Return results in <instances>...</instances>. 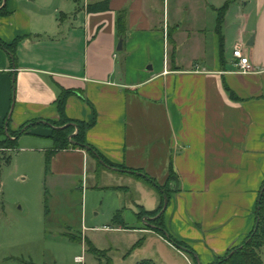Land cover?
Masks as SVG:
<instances>
[{"label":"crops","instance_id":"0c3cea01","mask_svg":"<svg viewBox=\"0 0 264 264\" xmlns=\"http://www.w3.org/2000/svg\"><path fill=\"white\" fill-rule=\"evenodd\" d=\"M30 1L7 0V15L0 16V42L22 38L14 56L0 47V125L7 119L16 131L58 122L55 101L70 91L65 117L90 122L95 113L86 144L116 168L87 149H66L52 156L51 178L114 193L116 211L133 214L131 231L157 235L147 217L136 218L158 207L157 192L118 167L160 186L172 173L175 188L163 213L167 235L193 251L199 264L240 245L255 224L264 182V0L254 19L237 15L232 51L240 45L249 58L252 70L244 75L228 53L229 7L221 44L215 27H205V0L191 6L177 0L175 11L171 0H75L73 10L59 5L66 11L59 16L60 8ZM193 10L192 30L184 16ZM49 134L38 126L28 135L48 140L46 152ZM170 246L190 264L184 248ZM261 259L264 264V251Z\"/></svg>","mask_w":264,"mask_h":264},{"label":"rangeland","instance_id":"374dc122","mask_svg":"<svg viewBox=\"0 0 264 264\" xmlns=\"http://www.w3.org/2000/svg\"><path fill=\"white\" fill-rule=\"evenodd\" d=\"M181 1L183 6L194 5L195 1L203 3V0ZM205 1L215 12L228 4L230 42L227 48L231 55L238 24L237 15L247 13L254 19L256 5L261 0ZM31 2H35L33 6H50L51 10L60 8L59 5L68 6V3L73 10L76 3L75 0ZM176 3L177 0L170 1L171 10L175 11ZM210 7H207L203 16L208 31L215 27L216 17ZM198 10L203 11V8ZM63 12L66 13L60 8L55 13L59 16ZM193 12L189 11L188 16H184L192 30L197 26ZM31 124L16 131L6 129L4 123L0 125V141L3 142L0 144V264H78L75 262L76 257H83L82 264H96L94 257L86 251L85 240L97 250H107L113 264H137L143 260H151L155 264H184L179 252L157 235L131 231L135 220L130 211H119L129 230L114 229L112 219L117 212L114 193L85 189L86 184L51 178L45 169L48 140L23 135L14 149H5L8 145L6 141L12 140L14 134L20 131L34 128ZM102 169L103 166L97 163L95 170ZM168 188H175L172 180ZM144 217L138 221L141 222ZM157 218L158 214L146 223ZM148 229L152 231L154 228ZM69 236L80 241H70ZM141 238H144L143 244L131 250Z\"/></svg>","mask_w":264,"mask_h":264},{"label":"trees","instance_id":"16d2710c","mask_svg":"<svg viewBox=\"0 0 264 264\" xmlns=\"http://www.w3.org/2000/svg\"><path fill=\"white\" fill-rule=\"evenodd\" d=\"M6 3L7 0H0V16L7 15L6 11ZM98 10H104L105 7L97 6ZM90 10V6L88 7ZM228 9V4H225L222 8L216 10V20H215V33L219 36L220 43L222 44V28L224 22V16ZM124 18L123 14H119V22ZM124 34V26L120 24V35ZM22 38L15 39L11 44H4L0 42V47L4 49L9 55L15 54V49L19 41ZM221 52H222V45H221ZM229 93V92H228ZM72 94L70 91H61L60 95L55 101L57 112L59 113L60 119L58 122L51 123V122H32L29 123L33 127L44 126L50 129V134L48 135V139L52 142V148L49 151L45 152V169L46 172L49 170V163L54 154L61 150L66 149H77V148H84L87 151L94 155V157L98 160L99 163L109 166L111 168H116V166L108 163L104 160L98 153L95 152L94 149L89 147L85 141L86 132L93 127L95 124L96 115L93 113V118L90 122H81V121H72L65 117L64 115V107L67 97ZM233 97V94H230ZM234 99V97H233ZM7 122V123H6ZM9 120L5 119L4 125L6 129L8 127ZM25 126V125H24ZM22 126V127H24ZM31 129L26 131H20L14 134V138L12 140L6 141L8 145L5 146V149L12 150L16 147V143L18 139L23 135L30 134ZM3 143L0 141V144ZM119 170L122 172H126L130 175H133L136 178L143 180L147 185L151 186L158 194L159 197V205L158 207L150 212L140 210V213L136 215V218H143L144 216L151 219L156 214H158L161 209L163 208L164 199L169 202V197L171 190L168 188V183L171 180H175V176L170 173L167 183L164 186H160L155 183V181L147 176H143L138 174L136 171L128 170L124 167H118ZM148 220V219H147ZM152 220V219H151ZM112 224L116 228L120 229H127L123 219L120 216V212H116L112 219ZM154 228L152 231L159 235L162 239H164L168 244L186 250V255L189 257L191 263L190 264H199L197 258L193 251H189L188 248L175 241L169 235H167L164 223H163V214H161L156 220L150 221L147 224V227ZM151 226V227H150ZM70 241H80V239L75 238L73 236H69ZM144 242V239L141 238L138 240L132 247L131 250L140 247ZM85 245L87 247V253L92 255L96 261V264H113L112 259L108 256V251H100L94 248L88 240H85ZM264 250V182L258 192L257 203H256V210H255V224L253 229L249 233V235L245 238V240L238 246L229 250L223 257L216 259L212 264H262L261 259V252ZM137 264H155L151 260H143Z\"/></svg>","mask_w":264,"mask_h":264},{"label":"built area","instance_id":"2783aa9c","mask_svg":"<svg viewBox=\"0 0 264 264\" xmlns=\"http://www.w3.org/2000/svg\"><path fill=\"white\" fill-rule=\"evenodd\" d=\"M232 56L234 58L233 67L237 73L247 74L252 70L249 58L243 53L242 47L236 46L232 51ZM75 262L78 264L83 263V257H76Z\"/></svg>","mask_w":264,"mask_h":264},{"label":"water","instance_id":"95a60500","mask_svg":"<svg viewBox=\"0 0 264 264\" xmlns=\"http://www.w3.org/2000/svg\"><path fill=\"white\" fill-rule=\"evenodd\" d=\"M121 44H122V40H119V43H118V47H117V50H121ZM167 200L164 199V204H163V208L161 209V211L158 213V217L164 213L166 207H167ZM148 220H151L148 218Z\"/></svg>","mask_w":264,"mask_h":264}]
</instances>
